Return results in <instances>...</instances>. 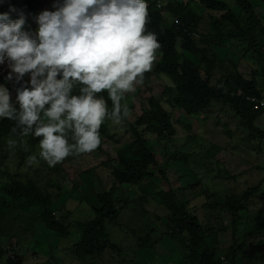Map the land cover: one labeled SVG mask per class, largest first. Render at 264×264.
<instances>
[{"label": "trees", "instance_id": "obj_1", "mask_svg": "<svg viewBox=\"0 0 264 264\" xmlns=\"http://www.w3.org/2000/svg\"><path fill=\"white\" fill-rule=\"evenodd\" d=\"M59 2L62 0H3L0 1V14L8 13L12 19H17L18 14L23 12L26 23L31 15L44 10L54 11L53 4ZM146 2L149 13V23L146 27L156 33L161 48L152 71L145 74L144 82L152 76L168 78L173 88L167 85L164 87L162 97L165 99V105L181 110L189 116L200 115L213 105L227 107L239 119L240 126L248 132L243 140L247 143L257 142L258 152L264 154V129L255 125L264 108L255 110L246 100L247 96L262 98V90L255 79H246L240 72H235L223 76V86H219V83L216 86L210 84L217 68L211 44L226 46L232 40L241 45L246 44L247 50L244 51L251 52V57L255 58L261 68L257 75L264 77V22L260 20L257 12L258 8L264 9V0L186 2L169 0L166 3H163V0H146ZM192 5L205 9L208 11L207 14L204 17L203 14L197 15ZM204 18H207L209 32L206 30L204 34L199 35L198 23ZM167 19L169 25L165 23ZM238 65L234 63L233 66L237 69ZM9 81L11 85L7 87L8 90L20 87L15 77ZM237 91H241V95H237ZM99 95L104 96L111 110L112 105L107 92ZM122 103L130 102L124 99ZM128 107L130 109L129 105ZM110 122L106 119L99 131L101 135H107L108 139L115 142L116 139L108 134L107 126ZM13 126V121L0 118V153L4 148L8 149L2 145L8 138L25 141L23 150L25 146L30 151L33 147L39 148V138L31 135L27 137L13 135L10 131ZM129 133L130 141L115 150V158H107L100 164L110 170L113 187L109 190L101 189L94 179L95 167H90L80 172V177L88 184L87 193L83 196L70 192L80 188V185L71 186L66 193L67 195L70 193L77 200L84 199L93 213L90 221L77 225L81 230L80 235L71 248L75 259L95 264L103 258L106 251H120V248L110 240L106 226L109 223L119 225V215L128 204L127 197H123L119 188L137 187L141 192L139 203L153 200L163 208L166 217L162 233L149 226L147 228L149 231L143 235L128 230L135 238L138 248L148 249L159 244L162 239L175 249L180 259L178 264H238L240 260L245 264H264V255L256 257L245 254L249 238L260 236L264 238V218L257 221L249 220L248 229L243 230L245 222L241 216V211L246 209L245 204L260 191V186L247 188L241 194L231 193L222 199H213L206 190V197L203 196L206 201L201 207L213 211L214 214L205 222L197 214L198 207L191 208L187 200L178 197L176 190L181 187L175 190L171 187L159 190L152 188L159 175L165 182L168 184L169 182L157 163V155L147 135L154 134L160 140L165 135L172 136L175 133L168 111L159 99L150 97L143 100L141 114L134 118ZM96 150H101V147ZM217 150L218 148L214 149ZM3 158L6 159V156L0 154V168ZM58 167L59 164L54 166L53 170L56 171ZM257 169L264 171V167L260 165ZM0 180L3 181L0 182V225L6 219L15 218L17 225L22 226L30 235L35 233L36 223H40L55 236L66 238L69 235L72 224L67 223L64 218L61 220L56 218L50 209L51 197L41 191L34 182L21 180L17 176L12 177L1 170ZM13 209H18V215L19 213L24 215L21 218L22 222H18L15 215L9 218L4 216L11 214L10 211ZM224 216L230 219L229 247H223L220 240L221 231L226 230L222 224ZM5 229L3 225L0 226V258L6 251L5 247L9 246L2 245L1 238L8 231ZM18 231L19 228H16L9 232V235ZM155 233L158 234V239H151ZM12 236L16 237L14 234ZM14 242L18 243L16 240ZM4 264L25 263L21 255L14 254L10 258L7 257Z\"/></svg>", "mask_w": 264, "mask_h": 264}, {"label": "rangeland", "instance_id": "obj_2", "mask_svg": "<svg viewBox=\"0 0 264 264\" xmlns=\"http://www.w3.org/2000/svg\"><path fill=\"white\" fill-rule=\"evenodd\" d=\"M168 1L163 0V3ZM172 1L186 2L188 0ZM192 7L199 16L203 14L204 17L208 12L201 7H194V5ZM257 12L260 20L264 22V9L258 8ZM40 13L28 18L23 26L24 31L34 32L36 30L38 27L36 18ZM167 21L165 23L169 25L170 22L168 19ZM207 25V18L198 23L199 35L204 34L206 30L209 32ZM211 46L217 63V68L210 80L212 86L218 83L219 86H223V76L227 73L240 72L246 79H255L264 97V77L257 75L261 72V68L255 58L251 57V52L244 51L247 50L246 44L241 45L232 40L226 46H213V44ZM234 63L239 64V68H234ZM9 72L8 61L5 60V63L0 64V85L6 88L11 85L6 79ZM28 80L29 76L26 75L22 82L26 83ZM169 82V79L164 76H152L143 85H138L135 93L126 94L125 99L130 102L127 105L132 110L131 115L124 120L122 126L112 122L107 126L108 134L116 141L112 142L107 135H101V150L79 156H69L62 163H58L59 167L56 171L53 170L54 167H49L45 161L40 159L38 147H33L32 151L23 150L25 141L15 139L16 147L9 149L7 146L9 138L2 143L9 150L4 148L0 153L1 156H6V159L3 158L0 170L12 177L17 176L21 180L34 182L41 191L51 197L50 209L55 213L56 218L66 219L72 227L69 228V235L61 238L55 236L40 223H36L35 233L30 235L22 226L17 225L15 218H9L15 215L18 222H22L21 218L24 215L20 213L18 215V209H13L14 211H10L11 214L4 215L9 219H6L4 223L1 222L0 225L8 230L1 238L2 245L9 244L5 247L3 257L0 258V264H4L6 258L14 254L21 255L25 264H90L89 261L81 262L75 259L71 248L80 235L81 230L77 225L90 221L93 213L84 199L77 200L70 193H68L69 196L66 193L71 186L77 185L81 187L70 191L72 194L78 193L84 196L87 193L88 184L84 182L83 177H80V172L90 167H95L94 179L101 189L109 190L114 186L110 170L100 164L107 158H115V150L130 141L129 129L134 118L141 114L143 100L150 97H155L162 102L175 130L172 136L165 135L160 140L154 134L147 135L157 155V163L169 182V184L165 182L159 175L152 188L159 190V188L171 187L175 190L181 187L176 190L178 197L187 200L191 208L198 207L199 218L206 222L214 214L213 211L201 207L206 201L204 198L206 190L213 199H222L231 193L241 194L247 188L260 186V191L245 204L246 209L241 211L242 221L245 222L243 230L248 229L249 220L257 221L264 218V171L257 169L259 165L264 167V154L258 152V143H247L243 140L248 132L240 126L239 119L225 106L213 105L204 113L192 116L181 110L167 107L162 94L165 85L173 88ZM9 90L13 104L18 108L15 104L16 89ZM255 125L264 129V110L257 118ZM216 148L218 152L214 151ZM31 155L37 156L38 163L28 164V157ZM0 182L3 181L0 180ZM119 191L123 193V197H127L128 204L119 215L120 224L109 223L106 230L110 240L120 248V251H106L103 258L95 264H178L180 259L175 249L164 240H160L162 245L159 243L148 249H141L137 247L135 238L128 231L134 230L137 235H143L149 231L147 230L149 226L162 233L166 221L163 208L150 199L146 203H139L141 192L137 187H120ZM229 222L230 219L224 216L222 224L226 230L223 231V229L220 233L223 247L230 246ZM16 228H19L18 233L9 235V232ZM13 234L16 237L12 236ZM158 237L155 233L152 234L151 239H158ZM15 240L18 243H15ZM246 245L248 246L246 255L256 257L264 255L263 237L249 238ZM238 264L245 263L240 260Z\"/></svg>", "mask_w": 264, "mask_h": 264}, {"label": "clouds", "instance_id": "obj_3", "mask_svg": "<svg viewBox=\"0 0 264 264\" xmlns=\"http://www.w3.org/2000/svg\"><path fill=\"white\" fill-rule=\"evenodd\" d=\"M53 8L37 16L34 32L23 30V12L17 19L0 14V64L7 60L6 79L20 83L18 108L0 85V118L14 122L13 135L39 138V157L49 167L100 147L106 119L123 125L131 112L122 100L143 85L161 48L146 27V0H62ZM16 145L7 140L9 149ZM36 163V155L28 157Z\"/></svg>", "mask_w": 264, "mask_h": 264}, {"label": "built area", "instance_id": "obj_4", "mask_svg": "<svg viewBox=\"0 0 264 264\" xmlns=\"http://www.w3.org/2000/svg\"><path fill=\"white\" fill-rule=\"evenodd\" d=\"M240 92H238V95ZM246 100L250 102L255 110H259L262 107H264V98L263 99H257L255 97L247 96Z\"/></svg>", "mask_w": 264, "mask_h": 264}]
</instances>
